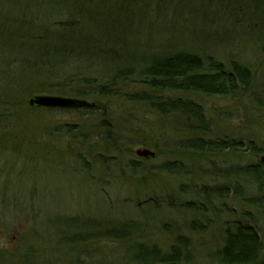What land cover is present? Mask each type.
Returning <instances> with one entry per match:
<instances>
[{
  "label": "rangeland",
  "instance_id": "374dc122",
  "mask_svg": "<svg viewBox=\"0 0 264 264\" xmlns=\"http://www.w3.org/2000/svg\"><path fill=\"white\" fill-rule=\"evenodd\" d=\"M53 3L0 0V64L15 67L25 59L23 47L34 45L29 39L19 42L17 35L39 32L58 19L64 22L65 14L44 13L55 8ZM105 5L95 7L98 14L117 13ZM234 5L233 0H209L208 5L169 0L158 10L149 1L148 9L140 13L136 2L132 14L145 18L135 19L133 30L139 40L133 47L142 48L132 50L127 58L135 62L166 56L173 49L184 54L197 50L203 58L226 66L239 61L248 66L254 78L248 96L192 97L209 118L208 141L235 140L234 149L186 151L182 142L187 135L176 114L165 118L143 105L104 100L115 127L110 135L122 145L117 151L101 140L102 118L79 110L30 107L32 95L56 94L25 92L16 99L21 101L22 121L11 127L18 132V139L12 141L18 143L17 150L6 142L0 148L1 251L23 248L34 228L32 264H65L71 258V264H136L126 252L131 242L168 251L180 237L189 242L187 262L182 264H219L216 253L224 246L225 232L238 223L253 226L264 246V208L252 204L264 200V177L257 181L241 174L248 166H259L264 155V14H249L251 9H245L249 16L244 19ZM101 74L103 69L98 67L85 73ZM4 98L8 97L0 91V104ZM138 149L154 151L155 157L139 158ZM98 221L131 228L128 245L99 239L96 252L83 244L71 252L68 244L61 243L72 234L83 237L85 223H91L87 226L94 232ZM21 251L6 258L11 264H24L25 248Z\"/></svg>",
  "mask_w": 264,
  "mask_h": 264
},
{
  "label": "trees",
  "instance_id": "16d2710c",
  "mask_svg": "<svg viewBox=\"0 0 264 264\" xmlns=\"http://www.w3.org/2000/svg\"><path fill=\"white\" fill-rule=\"evenodd\" d=\"M7 1L23 2V0ZM51 1L54 2L55 8L44 13L48 14L52 11V14L59 16L65 14L64 22L58 19L52 22L50 27H45L39 32H23L17 37H8V39L16 37L19 42L29 39L34 42V45L23 47L22 54H25V59L13 64L15 67L7 63L0 64V91L8 97L4 98V102L0 104V148L4 146L3 142H6L12 144L17 150L18 143L13 145L12 141L18 139V132H13L11 127L22 121L20 116L23 114V109H21V101L16 99L25 92L36 90L93 102L92 108H78V110L82 115L92 113L96 115L97 120H99L97 117L102 118L98 128L103 135L101 140L110 145L111 149L116 150L117 148V151L122 150V145L118 144L117 137L110 135L114 134L115 127L112 126L110 107L104 105V100L121 99L130 105H143L157 116L165 118L176 114L183 122V130L187 135L182 142V149L186 151L223 153L228 149H234L235 140L208 141L211 140L208 138L211 130L209 118L203 106L194 101L192 97L248 96L254 79L248 66L243 65L241 61L231 62L229 66H226L212 59L203 58L197 50L184 54L181 51L173 52L178 50L173 49L168 51L166 56L152 58V55L147 60L142 59L135 62L127 59L132 50L139 51L142 48L133 47L139 40H137L139 33H135L133 27L139 20L145 18V16L141 18V15L132 14L134 11L132 6L137 2V10L141 13L148 9L149 1L150 5L157 4L159 10L169 0ZM192 1H202L207 5L209 3V0ZM233 1H235L233 10L239 12V16L244 19H247L250 13L258 16L264 14V0ZM105 3L110 4L111 11L115 10L117 13L115 15L98 14L96 10L105 8ZM95 7L99 9L95 10ZM245 9H251L247 10L250 11L249 14H246ZM44 13H42L43 18H46ZM136 18L138 20L135 23ZM39 20L40 18H36L34 21ZM148 31L155 33L158 30L148 29ZM151 36H148L149 41ZM146 46L149 50L155 49L153 45L146 44ZM83 66H87V70H83ZM97 67L103 69V75L99 77L85 75ZM57 78L60 79L56 85L54 82ZM133 87L136 88L133 91L130 90ZM4 133L5 140L2 138ZM7 135L15 138L9 140ZM258 151L260 152L258 148H254L255 153ZM241 171L245 177L250 178L251 176L257 181L264 177L261 163L259 166H248ZM212 196L217 197V195ZM256 202L252 204L262 205L264 208L263 199ZM3 224H0V229ZM85 224L86 232L83 237L79 235L74 237L72 234L73 236L69 235L71 238L61 241V243L68 244L71 252H74L81 244L96 252L94 245L99 239L106 242L115 241L126 246L131 240L129 233L132 229L125 225L109 224V227L102 221H98L96 222L98 228L93 232L92 228L87 226L91 223ZM234 226V229L229 228L225 232L224 246L216 253L218 263L264 264V246L258 231L251 225L238 223ZM32 231L34 232L32 237L23 241V244L21 243L23 248L18 251L5 253L0 250V253H4L1 255L3 258L0 259L2 264H11L9 258L6 257L23 253L21 250L24 248L23 262L32 264L35 253L33 242L37 236L34 228ZM131 243L132 245L126 248V252L131 253L130 262L136 264L187 262L189 242L185 238H177L168 251H162L157 246ZM83 252L84 255L89 254L87 250ZM72 259L66 261L65 264H71Z\"/></svg>",
  "mask_w": 264,
  "mask_h": 264
},
{
  "label": "water",
  "instance_id": "95a60500",
  "mask_svg": "<svg viewBox=\"0 0 264 264\" xmlns=\"http://www.w3.org/2000/svg\"><path fill=\"white\" fill-rule=\"evenodd\" d=\"M29 105L38 108H51V109H80L93 107L94 104L85 100L67 98L61 96H48V95H34L29 99ZM136 155L140 158L155 157L154 152L148 149H138ZM261 162L264 164V156L261 157Z\"/></svg>",
  "mask_w": 264,
  "mask_h": 264
},
{
  "label": "bare ground",
  "instance_id": "6f19581e",
  "mask_svg": "<svg viewBox=\"0 0 264 264\" xmlns=\"http://www.w3.org/2000/svg\"><path fill=\"white\" fill-rule=\"evenodd\" d=\"M216 257H218V256H216Z\"/></svg>",
  "mask_w": 264,
  "mask_h": 264
}]
</instances>
